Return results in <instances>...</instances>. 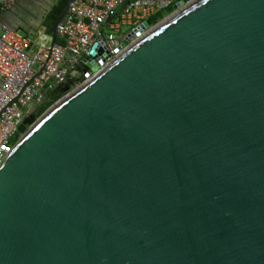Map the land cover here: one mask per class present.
Masks as SVG:
<instances>
[{
    "label": "water",
    "instance_id": "water-1",
    "mask_svg": "<svg viewBox=\"0 0 264 264\" xmlns=\"http://www.w3.org/2000/svg\"><path fill=\"white\" fill-rule=\"evenodd\" d=\"M175 7L24 119L0 264H264V0Z\"/></svg>",
    "mask_w": 264,
    "mask_h": 264
},
{
    "label": "built area",
    "instance_id": "built-area-1",
    "mask_svg": "<svg viewBox=\"0 0 264 264\" xmlns=\"http://www.w3.org/2000/svg\"><path fill=\"white\" fill-rule=\"evenodd\" d=\"M16 1L0 0V16ZM179 1L73 0L54 45L45 30L32 40L0 26V167L22 139L24 119L35 116L50 92L80 74L92 77L97 70L87 77L80 68L92 62L102 69L138 40L139 26L153 16V25L162 22Z\"/></svg>",
    "mask_w": 264,
    "mask_h": 264
},
{
    "label": "crops",
    "instance_id": "crops-1",
    "mask_svg": "<svg viewBox=\"0 0 264 264\" xmlns=\"http://www.w3.org/2000/svg\"><path fill=\"white\" fill-rule=\"evenodd\" d=\"M57 2L58 0H17L11 8L2 12L0 26L37 40L38 34L45 30V17Z\"/></svg>",
    "mask_w": 264,
    "mask_h": 264
},
{
    "label": "trees",
    "instance_id": "trees-1",
    "mask_svg": "<svg viewBox=\"0 0 264 264\" xmlns=\"http://www.w3.org/2000/svg\"><path fill=\"white\" fill-rule=\"evenodd\" d=\"M70 0H58L57 4L51 9V11L47 14L43 21V26L45 28L46 34L52 35L53 27L59 17L61 16L64 9L68 6ZM171 10V9H170ZM169 11V10H168ZM153 23H156L158 21L157 16H153L150 18ZM60 42V41H59ZM59 94H56L55 91L50 92L42 107L37 111V115L43 114L50 106L53 104V102L59 97Z\"/></svg>",
    "mask_w": 264,
    "mask_h": 264
},
{
    "label": "rangeland",
    "instance_id": "rangeland-1",
    "mask_svg": "<svg viewBox=\"0 0 264 264\" xmlns=\"http://www.w3.org/2000/svg\"><path fill=\"white\" fill-rule=\"evenodd\" d=\"M173 13V12H172ZM171 13V14H172ZM170 13L167 16L171 15ZM163 19V18H162ZM87 79L80 74L77 77L76 81H72L69 80L68 82H66L65 84L58 86L55 88V93L59 94L60 96L53 102V104L50 106V108L55 105L57 102H59L61 99H63L64 97H66L72 90H74L77 86L83 84ZM50 108H48L43 114L41 115H37V111L35 112V118L36 121L39 120ZM28 129H30V127H28Z\"/></svg>",
    "mask_w": 264,
    "mask_h": 264
}]
</instances>
